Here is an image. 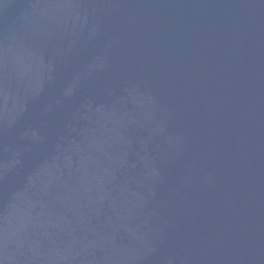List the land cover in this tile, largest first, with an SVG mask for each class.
Wrapping results in <instances>:
<instances>
[{
  "label": "water",
  "instance_id": "obj_1",
  "mask_svg": "<svg viewBox=\"0 0 264 264\" xmlns=\"http://www.w3.org/2000/svg\"><path fill=\"white\" fill-rule=\"evenodd\" d=\"M0 264H264V0H0Z\"/></svg>",
  "mask_w": 264,
  "mask_h": 264
}]
</instances>
